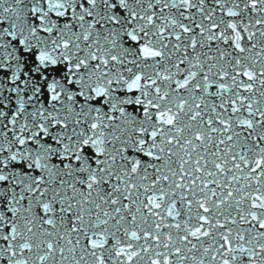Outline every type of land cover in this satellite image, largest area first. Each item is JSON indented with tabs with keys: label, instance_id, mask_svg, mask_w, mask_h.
<instances>
[{
	"label": "snow or ice",
	"instance_id": "snow-or-ice-1",
	"mask_svg": "<svg viewBox=\"0 0 264 264\" xmlns=\"http://www.w3.org/2000/svg\"><path fill=\"white\" fill-rule=\"evenodd\" d=\"M0 264H264V0H0Z\"/></svg>",
	"mask_w": 264,
	"mask_h": 264
}]
</instances>
